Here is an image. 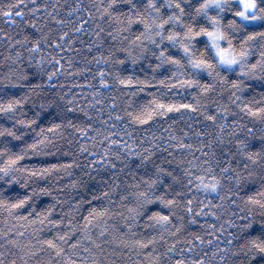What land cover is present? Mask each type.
Masks as SVG:
<instances>
[{
    "label": "trees",
    "instance_id": "obj_1",
    "mask_svg": "<svg viewBox=\"0 0 264 264\" xmlns=\"http://www.w3.org/2000/svg\"><path fill=\"white\" fill-rule=\"evenodd\" d=\"M109 2L23 0L17 5V0H0L3 6L17 5L11 17L4 16V8H0V77L8 78L0 80V101L8 99V92L27 96L14 119L0 114V126L11 128L19 119H35L31 130L25 125H16L17 135L24 133L19 140L7 134L0 136V148L19 151L31 142L40 127L58 123L61 128L52 139L54 147L49 149L54 155L28 156L23 163L69 165L58 170L59 180L56 175H50L43 179L34 177L30 181L53 189L52 195H42L35 201L37 211L41 206L56 203L57 197L63 201L57 204L53 218L64 216L65 223L72 219L73 224L79 226L69 240L72 244L82 235L79 228L84 226L83 217L90 207L109 209V215L89 226L84 242L77 246L78 252L72 258L83 264H93V261L96 264H149L150 260L153 264H175L179 259L188 264L189 260H200L202 256L203 264H264V253L253 251L251 247L252 238L260 236L264 229V208L246 199L264 186V122L243 111L244 103L262 101L264 81L245 79L244 83L250 87L236 91L241 100L232 96L234 89L224 85L221 90L219 83L208 93L201 92L197 86H172L176 79L195 78L203 84L212 83L214 77L204 71L197 74L186 62L179 70L171 64L156 67L160 63L158 49L150 45V51L141 54L139 44H130L142 28L134 24L130 30H122L125 28L124 16L117 20L116 16L110 15L126 13L130 7L127 0H117L111 9L105 11ZM196 2L191 0L193 7L187 10L194 12ZM33 8L35 12L31 11ZM21 11L24 15L17 14ZM162 11L169 10L164 8ZM210 11L215 14L216 10ZM224 15L227 24L232 13L226 11ZM196 19L204 22L203 17ZM260 23L255 22L258 26L255 30H259ZM233 35L236 37L233 42L239 46L246 33L234 32ZM202 40L198 38L196 46L201 51ZM37 42L40 48L33 50ZM254 44L255 51H259L264 39L257 37ZM126 48H131L134 55L125 52ZM153 51L157 56L151 54ZM168 54L182 55L174 47L168 48ZM101 56L108 61L107 64ZM255 58L254 55L252 59ZM120 60L124 63H119ZM100 68L105 69L107 87L100 84ZM49 72H55L50 81ZM185 72L187 77L180 75ZM118 75L149 83L120 85ZM229 78L236 79V76L229 73ZM9 79L19 83L13 87ZM159 80H165V84L161 85ZM153 96L178 104L192 103L197 110L181 108L156 116L147 124L132 121L128 113L141 110ZM218 107L221 111H217ZM225 108L227 112L222 110ZM209 115H215L216 119H208ZM77 129L86 131L82 134ZM109 133H112L110 137ZM110 140L117 143H110ZM105 151L108 152L106 156ZM249 151L261 152V160L252 164L245 155ZM225 168L229 170L223 172ZM157 169L167 171L158 174ZM212 176L220 181L218 191L198 186L197 177H204V183L208 184ZM145 178L157 179L149 191L150 196L166 193L167 199L176 198L174 208L165 207L159 201L147 205L152 211L173 214L167 229L154 223L152 227H145L147 217L143 215L131 231L126 227L125 220L132 222L128 209L137 203L134 193L145 190ZM3 184L0 181V186ZM109 188L112 189L111 203L100 195ZM93 196L99 200H93ZM122 196L127 198L122 200ZM188 201H192L191 213L187 211ZM23 224L24 221H17L0 210V229H14L8 237L0 232V252L5 253L0 259L4 264H11L13 260L15 264H23L25 260L27 264H64L54 255V250L37 244L54 235L57 229L49 230L45 226L42 234L36 235L33 233L35 225L24 228L21 227ZM105 228L107 232H104ZM177 228H180L179 232ZM58 230L67 231V227L61 226ZM17 231L24 233L19 238L26 245L24 251L32 249L28 257H24L15 245L6 243V240L16 238ZM101 232H104L103 236ZM152 236L156 237V242L147 249L129 246L132 240ZM118 240L127 243H117ZM172 247L176 250L169 251ZM85 248H90L91 252H86ZM145 251L151 252L152 257L145 255ZM65 252L70 254L67 246Z\"/></svg>",
    "mask_w": 264,
    "mask_h": 264
},
{
    "label": "snow or ice",
    "instance_id": "obj_2",
    "mask_svg": "<svg viewBox=\"0 0 264 264\" xmlns=\"http://www.w3.org/2000/svg\"><path fill=\"white\" fill-rule=\"evenodd\" d=\"M117 0H110L105 11L112 8V5L116 3ZM23 0H17V5L22 4ZM127 4L130 7L127 8L126 13H110V15L116 16L117 20L124 16L125 28L122 30H130L135 24L142 28L138 35H135L130 41V44L135 46L139 44L141 54L150 51L149 46L158 49V60L160 61L156 67H160L162 64H171L177 67L179 70L183 67L186 62L191 68L199 74L200 71L206 72L209 76L214 77L212 83L204 82L201 83L200 80L195 78H185L176 79L174 87H192L197 86L200 88L201 92L208 93L214 90V85L219 83L221 85V90L223 86L227 85L229 88L234 89L232 96L236 100H241V97L236 96V91H240L243 88L250 87L244 83L245 79H259L264 81V44L260 45L259 51H255L254 41L257 37L264 39V0H197L195 5V10L189 11L193 7L191 0H164L163 3L160 0H127ZM9 3L6 6L0 5V8H4L2 14L7 17L13 15V9L17 6ZM46 8L47 5H44ZM101 7H104L101 5ZM167 8L169 11L164 12L162 9ZM210 10H216L213 14ZM31 11L35 12L36 9L33 8ZM232 13V18L225 24V12ZM18 15H24L21 11L17 13ZM91 15V13H89ZM187 17V19H186ZM197 17H203V23L198 21ZM255 21H260L259 30H255L258 26L254 23ZM63 23V22H61ZM249 28L253 29L249 31ZM234 32L246 33L243 38L239 41V46L233 41L236 37L233 35ZM66 36L67 33H64ZM99 35V33H97ZM116 37H113L115 39ZM198 38H203L200 43H202L203 50H199L196 46L198 43ZM127 39V37H125ZM147 41V43H145ZM167 42V45L165 44ZM174 47L178 48L181 52V56L168 54V48ZM40 48L39 43L33 45V50H38ZM129 55H134L131 48L124 49ZM153 56H157V52H151ZM111 55V52L109 53ZM255 55V59L252 57ZM31 59V57H30ZM54 59V58H53ZM101 60L107 64V60L101 56ZM51 62V61H49ZM136 60L133 58V63ZM99 63V61H97ZM119 63L123 64L124 60H120ZM229 73L235 74L236 79H230ZM55 75V72L48 73V80L50 81ZM111 75V73H108ZM175 75V74H174ZM180 75L188 76V74L180 73ZM100 84L107 87L109 82L105 77V69H99ZM8 79L0 77V80ZM120 85H132L136 83L147 84L149 81H137L133 79L132 76L120 77L117 76ZM170 79V78H165ZM9 83L15 87L19 81L9 79ZM158 83L161 85L165 84V80H159ZM27 87V85H25ZM33 87H39V85H34ZM8 99L6 101H0V114L8 116L9 119H14L15 115L19 113V108L27 100V96H17L10 92L6 93ZM96 93L94 92L93 95ZM235 102V101H233ZM181 108L197 110L196 105L192 103H176L167 102L163 99H159L153 96L152 100L141 108V110L128 113L132 121L138 124H147L156 116H164L170 112L179 111ZM227 112L228 109H222ZM217 111H221L218 107ZM243 111L255 120L264 122V97L262 101H249L243 104ZM38 115V114H37ZM208 119L215 120V115H209ZM35 124V119H19L16 121L11 128L0 126V136H11L15 139H21L24 133L17 135L16 125H25L31 130V126ZM71 124V121H69ZM74 126V125H73ZM90 128L91 125L89 124ZM61 128V124L52 123L50 127H40L39 131L32 138L30 143H26L20 148L19 151H13L9 147L0 148V181H3V186H0V210L6 211L9 217H13L17 221H24L21 227L27 228V225H35L33 228V233L36 235H41L45 226L51 229H57L55 234L43 238L38 241L39 245H47L49 250H54V255L61 258L64 264H83V262H77L73 260V256L78 252V245L84 242L85 235L90 231V227L95 221L101 217L109 215V209L107 207H90L87 211V215L83 217L84 226L79 228L82 233L79 239L74 243L69 244V240L73 238V234L77 231L78 225L73 224L72 219H67L65 223V217L61 216L59 218H53V214L56 210L57 204H62L58 197L56 198V203L47 204L39 207L35 203L40 196L52 195L53 189L48 186H41L39 183L32 184L30 181L33 178H45L50 175H56V180L60 177L57 174L59 169H66L69 167L67 164L52 163V164H26L23 163L28 156H49L54 155L50 152V147L52 145V139L55 137L57 130ZM82 134L86 129H77ZM251 134V131H250ZM112 133H109V137ZM108 137H105L107 139ZM110 143H117V141L110 140ZM238 143L243 144L242 141ZM124 147H128L127 144ZM247 147V145H244ZM81 150L85 149L81 146ZM108 154L105 151V156ZM245 155L248 160L255 164L258 160H261V152H246ZM117 156L119 154L117 153ZM104 157H100L103 159ZM147 159V157H145ZM264 163V161H262ZM115 167V165H112ZM245 168L248 167L247 164L244 165ZM211 166H209V171ZM229 169H222L223 172H227ZM166 169H157L158 174L160 172H166ZM171 175V173H169ZM251 175V174H249ZM159 179V176L157 177ZM157 179L145 178L143 183L146 185L144 191H137L134 193L137 203L135 207H130L128 209L132 217V222L125 220L126 227L129 231L135 227L136 222H138L141 216H146L147 220L145 222V227H152L153 223L156 225H161L167 229L168 225L172 223L173 214H165L164 211L156 210L152 211L147 207L149 204H154L159 201L162 205L169 208H174L176 206V198L171 199L166 198V193L160 196H150L149 191L156 185ZM173 179H177L173 177ZM200 181L199 187H203L205 190L218 191L220 181L212 176L208 184L204 183V177H197ZM191 183V181H189ZM75 187V183L73 184ZM59 187V184H57ZM21 189L26 190L24 192ZM170 190V186H169ZM112 189H106L100 193L105 199L110 198V193ZM176 195H180L177 193ZM127 197L122 196L121 199H126ZM93 200H99V197L93 196ZM223 199V197H221ZM247 201L253 205H259L264 208V186L261 189L249 194L246 197ZM111 203V200L109 199ZM91 204V201H87ZM192 201H188L187 211L192 212L191 207ZM80 204L77 202V207ZM19 213V214H17ZM149 213H151L149 215ZM215 215V213H213ZM151 222V223H150ZM264 223V221H262ZM61 226L67 227V231L61 232L58 230ZM251 225H249L250 227ZM14 229L12 227L5 229H0L4 237H8L9 233ZM108 229L105 228L104 232ZM119 231V229H116ZM177 232L180 228L176 229ZM101 232V236L104 235ZM24 235L23 232L17 231L16 238L6 240V243L13 244L16 248L21 249L24 257H28L32 252V249L24 251L26 245H24L19 239ZM135 233H133V236ZM163 239V236L160 237ZM88 240H92L91 236H87ZM197 240L200 239L199 236L196 237ZM156 242V237L145 238L141 240H132L130 247L139 246L140 249H147L149 245H154ZM203 243V241H201ZM117 243L126 244V241L118 240ZM211 243V241H209ZM65 246L70 250V254L65 252ZM99 248V245H95ZM251 247L253 251H258L264 253V229H262L260 236H256L251 240ZM37 250H40L39 247ZM175 247L169 249V251H175ZM86 252H91L90 248H85ZM191 252L192 249L190 248ZM13 255L17 253L13 252ZM94 254V253H93ZM145 255L152 257L151 252H144ZM167 254V253H165ZM159 255V254H157ZM5 253L0 252V257H4ZM204 257L202 256L200 260L192 261L189 260L188 264H203ZM0 264H4V260L0 259ZM11 264H15L13 260ZM27 264V260L23 262ZM93 264H96L93 261ZM149 264H153L150 260ZM175 264H186L184 259H179L175 261Z\"/></svg>",
    "mask_w": 264,
    "mask_h": 264
},
{
    "label": "rangeland",
    "instance_id": "obj_3",
    "mask_svg": "<svg viewBox=\"0 0 264 264\" xmlns=\"http://www.w3.org/2000/svg\"><path fill=\"white\" fill-rule=\"evenodd\" d=\"M255 22H257V21H255ZM255 22H254V23H255Z\"/></svg>",
    "mask_w": 264,
    "mask_h": 264
}]
</instances>
